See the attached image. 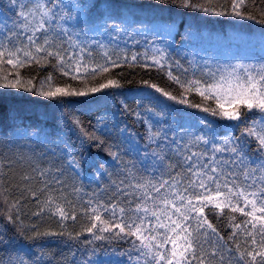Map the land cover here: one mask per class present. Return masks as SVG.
I'll return each mask as SVG.
<instances>
[{"label":"trees","instance_id":"16d2710c","mask_svg":"<svg viewBox=\"0 0 264 264\" xmlns=\"http://www.w3.org/2000/svg\"><path fill=\"white\" fill-rule=\"evenodd\" d=\"M65 2L92 3L93 0ZM94 2L97 5L105 4L111 12V19H108L105 9L94 8L86 13L83 22H66L69 29L79 33L73 36V39L83 41L82 46L86 51L80 53L79 49H73L67 42L64 43V47L77 56L83 55L84 62L89 63V71L93 63H103V52L106 50L113 54V59L115 53L119 52L121 57H125L126 54L129 61L132 54H140V60L138 63L134 62L133 66L120 64L116 68H111L109 73L98 75L94 79L88 76L87 84L72 79V75L65 76L52 67L55 60L44 67L33 64L19 70L25 88L0 89L2 93L0 233L3 234L0 261L3 264H17L26 258L35 261L36 254L41 250L48 254L45 259L51 258L52 264H83L92 255L93 248L96 249L93 258L100 260L102 264H116L117 261L126 259L119 253L130 247L133 239L131 237L127 241L112 239L85 243L92 239L91 234L84 231L91 226L89 217L82 211L87 202L91 200L94 204L102 202L109 205L117 196V185L121 181L128 183L126 179L128 172L124 170V164L119 161L113 163L110 153H119L120 161L128 162L129 167L135 165L134 171L138 182L141 177H149V172L145 169L152 167V159L150 156L146 158L145 154L158 152L160 149L148 141L147 125L143 120L156 119L151 113L145 112V109L154 108L159 111L160 109L155 106L161 101L180 110V115L175 120L164 118L165 130L168 127L172 128V132L168 133L169 138H172L173 133L178 137L183 130L192 134H202L203 124L208 121L215 123L216 134L222 137L230 131L229 126L234 123L200 109L188 108L167 100L154 90L148 89L142 82L156 84L179 97L183 89L169 78L167 74L169 71L186 81L203 79L207 72L219 74V70L225 66L264 62V23H261L264 20V0H246L244 11L254 19L182 9L171 4L170 0H94ZM208 2L215 4L218 10H230L231 7V0ZM7 3L8 0H0V27L5 23L11 25L16 19L5 7ZM105 19L108 20L107 25L104 24ZM113 24L122 30L117 33ZM168 25H173L170 32L166 30ZM63 39L67 41V37ZM99 45H104V48H100ZM152 47L165 48L168 53L167 62L162 68L155 66L151 59L146 58L153 55ZM177 61L179 66L176 64ZM190 61L195 63V69L190 66ZM145 64L148 66H143ZM185 69L188 70L186 75ZM5 74H9L10 79H15V72L11 66H6L0 71V76ZM49 74L53 77V87L83 90L86 87L98 86L108 79L118 80L121 87L104 89L99 93L82 97L56 99L41 97L25 90L31 86L27 83L28 80L35 78L33 85L38 88L39 82ZM0 83L3 81L0 80ZM149 91L157 99H152L151 102L149 99H143L138 104L137 100ZM188 98L194 104L202 102L201 97L195 92L188 94ZM207 106L215 107V102L209 101ZM137 112L141 113L140 117L136 115ZM67 113L78 118L87 131H95L98 139L87 141L80 147L76 135L65 122ZM247 118L251 120L253 117L250 115ZM104 125H107L106 132L97 130ZM120 129H126L125 138L121 137ZM155 130L153 128V131ZM236 134H239V129L236 130ZM58 138L65 141L69 145L68 151L81 160L79 175L68 165L69 156L57 147ZM50 149H56L55 153L53 154ZM167 155L170 156L171 153ZM26 156L34 161L26 159ZM82 158H86L90 163H86ZM167 162L166 160L165 163ZM42 170L47 173L45 176L39 175ZM25 176L30 179L25 181ZM56 181L60 183L57 184ZM45 185L47 191H44ZM33 191L37 192L36 198L31 195ZM49 192L56 196L63 193L64 200L70 202L69 219L64 220L63 225L58 214L53 215L47 208L40 212L44 205L38 201L43 202ZM17 201L18 206L11 208L10 212V207ZM120 201L122 204L126 203L123 196H120ZM73 207L77 213L75 220L70 218ZM9 215L15 223L9 222ZM231 215H235V222L240 224L249 219L241 213L233 214L229 210H225L222 215L208 213L209 221L225 240L232 232L229 226ZM33 231L73 234L79 232L81 236L78 239H69L65 235L39 237L33 240L30 239ZM211 239L206 244L207 251L213 246ZM229 246L234 249L231 242ZM246 247L241 243V250ZM224 264H236L235 256L229 257L225 253Z\"/></svg>","mask_w":264,"mask_h":264},{"label":"snow or ice","instance_id":"6c2138e0","mask_svg":"<svg viewBox=\"0 0 264 264\" xmlns=\"http://www.w3.org/2000/svg\"><path fill=\"white\" fill-rule=\"evenodd\" d=\"M170 2L182 9L254 19L244 11L246 0H231L230 10H218L208 0ZM5 7L16 19L11 25L5 23L0 27V71L11 66L15 79H10L9 74L0 76L3 81L0 89L25 88L19 70L33 64L44 67L55 60L52 67L65 76L72 75V79L87 84L88 76L94 79L98 75L109 73L111 68L120 64L133 66L134 62L138 63L140 60V54H132L129 61L126 54L121 57L119 52L115 53L113 59V54L106 50L103 52V63H93L89 71V63L84 62L83 55L77 56L64 47L67 42L73 49H79L80 53L86 51L82 46L83 41L73 39L79 33L69 29L66 22H83L86 13L94 8L105 9L108 19H111V12L105 4L97 5L94 0L92 3L71 4L65 0H8ZM107 22L105 19L104 24L107 25ZM172 27L173 25H168L166 30L170 32ZM113 28L117 33L122 30L115 24ZM64 37H67V41H64ZM99 47L104 48V45ZM151 51L153 55L146 58L162 68L168 58L166 49L152 47ZM88 54L91 56V52ZM176 64L179 66V61ZM190 66L193 69L196 67L191 61ZM187 71L184 70L185 75ZM167 74L183 89L179 97L156 84L148 81L142 83L176 104L197 108L234 123L229 126L230 131L222 137L217 136L215 123L208 121L203 124L202 134L183 130L178 137L173 133L172 138H169L168 133L172 132V128L165 130L164 118L175 120L180 115V110L163 104L162 101L155 106L159 111L146 108L145 112L156 117L154 121L147 118L143 120L147 125V139L160 149L158 152L145 154L146 158L150 156L152 159V167L145 169L149 172V177H141L138 182L135 165L129 167L128 162L120 161L119 153H110L113 163L119 161L124 164V170L128 172V183L121 181L117 185V196L109 205L102 202L94 204L91 200L87 202L82 211L89 217L91 226L84 231L91 234L92 239L85 243L112 239L127 241L129 237L133 238L130 247L119 253L126 259L119 260L116 264H224L225 253L229 257L235 256L236 264H264V62L225 66L219 70V74L205 73L203 79L185 81L174 76L171 71ZM33 79L35 78L28 80L27 83L31 86L25 90L48 99L82 97L104 89L121 87L116 79H108L98 86L83 90L53 87V77L49 74L39 82L37 88L33 85ZM193 92L201 97L200 104H194L188 98V94ZM143 99L151 102L157 98L149 91L137 103H141ZM209 101H214L215 107L207 106ZM136 115L140 117L141 113L137 112ZM250 115L253 117L251 120L247 118ZM65 122L76 135L80 147L87 141L98 139L95 131H87L71 113L66 114ZM153 128L156 130L153 131ZM237 129L239 134H236ZM97 130L106 132L107 125ZM125 132L126 129H120L122 138H125ZM128 142L131 143V140L128 139ZM57 147L69 156L68 165L79 175L81 160L69 152V145L59 138ZM50 151L54 154L56 149ZM168 153L171 155H167ZM82 159L90 163L86 158ZM46 174L43 170L39 173L40 176ZM165 176L166 179L162 178ZM29 179L28 176L24 177L25 181ZM56 183L59 184L60 181ZM128 189L131 191H127ZM44 191H47V185ZM31 195L36 198L37 192L33 191ZM120 196L124 197L125 204L121 203ZM38 203L44 205L40 209L41 213L47 208L53 215L58 214L61 225L64 220L69 219L70 202L64 200L63 193L56 196L49 192L46 199ZM18 204L19 201L13 204L10 212ZM225 210L233 214L241 213L249 218L240 224L235 222L236 216L231 215L229 226L232 232L227 240L208 219V213L222 215ZM76 215L73 207L70 218L75 220ZM8 220L15 223L11 215ZM2 235L0 233V243H3ZM65 235L69 239H78L81 233L33 231L30 239ZM210 238L213 246L207 251L206 244L210 242ZM229 242L234 245V249L229 246ZM241 243L247 246L244 250H241ZM95 252L96 249L93 248L92 255L83 264H102L100 260L93 258ZM47 255L41 250L36 254L35 261L26 258L17 264H52L51 258L45 259ZM0 264L3 262L0 261Z\"/></svg>","mask_w":264,"mask_h":264},{"label":"rangeland","instance_id":"374dc122","mask_svg":"<svg viewBox=\"0 0 264 264\" xmlns=\"http://www.w3.org/2000/svg\"><path fill=\"white\" fill-rule=\"evenodd\" d=\"M26 159H28V160H30V161H34V160H32L31 158H29L28 156H26Z\"/></svg>","mask_w":264,"mask_h":264}]
</instances>
